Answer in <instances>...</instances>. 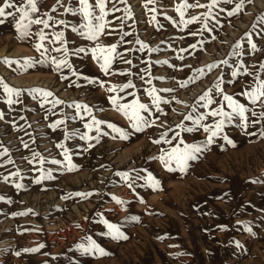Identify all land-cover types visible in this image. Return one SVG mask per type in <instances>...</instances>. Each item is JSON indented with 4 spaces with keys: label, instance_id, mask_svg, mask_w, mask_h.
I'll return each instance as SVG.
<instances>
[{
    "label": "rangeland",
    "instance_id": "rangeland-1",
    "mask_svg": "<svg viewBox=\"0 0 264 264\" xmlns=\"http://www.w3.org/2000/svg\"><path fill=\"white\" fill-rule=\"evenodd\" d=\"M181 2L114 0L118 11L106 17L110 23L105 29L112 34L102 35L98 43H117L123 59L116 56L107 75L91 58L94 42L72 32L71 27L59 25L45 32L51 39L53 31H64L70 53L78 47L89 50L69 55L78 75L68 68L57 71L50 62V56L62 58V53L49 52L41 57L34 47L39 41L37 36L21 40L11 17L0 24V78L21 91L19 97H12L19 102L9 105L8 94L0 86V112L4 113L0 120V152L8 149L0 156V264H264V136L260 135L264 124L249 126L247 133L251 135L240 128L238 121L226 125L224 134L233 144L227 143L223 134L214 138L184 171L175 162L171 165L175 170L169 171L160 160L153 159L162 151H170L181 138L187 144L207 142L208 133L202 128L189 133L177 125L193 127L192 121L185 119L188 114L195 119L222 102L215 87L218 82L225 93L250 110H262L241 93L254 85L253 77L244 74L245 70L264 78V23L258 22L264 16V0H246L243 11L232 16L228 11L234 4L224 0L210 13L208 8H189L184 10V19H200L187 25L176 11ZM198 2L207 5L211 0ZM70 4L75 6V0H38L40 11L35 15L49 13L55 20L79 26V16L65 13ZM113 6L112 2L107 4L108 9ZM39 27L33 25L32 32ZM44 44L49 47L48 40ZM237 44L241 45L239 49ZM234 49L238 54L233 55ZM5 58L47 62L21 71L18 65L3 63ZM224 60L228 63H221ZM198 69L203 71L197 73ZM238 69L239 75L233 77L232 72ZM129 81L135 88L107 91ZM33 89L50 91L53 96L45 103L40 95L31 94ZM153 89V95L161 98L159 110L148 94ZM209 89L217 103L206 108L199 97ZM117 94L122 97L119 103L138 99L148 105L141 115L154 122L152 126L140 132L132 129L127 117L109 99ZM56 100L63 103L54 106ZM75 104L87 105L92 116L105 122L99 125L100 131L95 125L91 131L85 128V124L92 123V116L83 110L77 114ZM62 119L65 124L49 127ZM215 119L209 117L201 123L212 124ZM109 123L128 132L129 139H121L107 126ZM165 132L168 138L175 132H180V137L172 144L153 143ZM67 133H88L93 139L83 140L80 135L66 139ZM60 144L64 148L58 147ZM65 150L75 166L71 170ZM33 153L39 156L34 158ZM40 156L44 157L43 164ZM52 160L61 163L53 164ZM17 171L19 176L11 175ZM48 172L53 178L36 182ZM118 172L145 178L151 173L159 185L153 188L146 179H136L130 189L127 183L132 181L125 182L116 175ZM4 177L9 179L5 181ZM16 184L23 187L17 188ZM46 211L51 213L43 216ZM105 219L118 225L128 238L115 240L104 235ZM48 220L54 222L47 224ZM89 238L107 254H83L78 246H87Z\"/></svg>",
    "mask_w": 264,
    "mask_h": 264
},
{
    "label": "snow or ice",
    "instance_id": "snow-or-ice-1",
    "mask_svg": "<svg viewBox=\"0 0 264 264\" xmlns=\"http://www.w3.org/2000/svg\"><path fill=\"white\" fill-rule=\"evenodd\" d=\"M58 3H61V0H57ZM112 2L113 8L108 9L107 4ZM153 0H147V3H152ZM220 0H211L210 4H200L197 0L196 3H189L188 0H182L181 3H179L176 7V11L179 13L181 22L185 25L193 23L200 19L198 16H192L190 19L185 20V12L184 10L189 8H208L209 13L211 12V9L216 6ZM224 2L229 4H234V7L228 11V15H239L245 5L246 0H224ZM248 3L251 2V0H247ZM38 0H21L19 4L16 3V0H3V3L0 4V24H4L8 17H11L14 21L15 28L17 32L19 33V38L21 40H25L28 37H31L33 35L37 36L39 38V41L34 45L35 50L40 53L41 57H45L49 52H58L62 53V58H57L56 56H50L49 60L52 64L56 66V70L60 71L63 68H68L73 71L74 75H78V73L75 72L74 69H72V65L69 62V55H79L80 53H87L89 50L85 47H78L76 49H73L71 53L69 52V49L67 47V41L65 40V33L64 31H53L51 34V39L49 38V34L45 32V29L48 28H55L56 26L63 25L65 28L71 27V31L74 33H78L81 37H83L85 40H89L94 42V46L90 49L91 51V58L95 60L101 70L105 73V75L109 74V69L111 67L112 61L115 59L116 56H120L121 59H123L122 54L117 52V43H113L111 45H102L101 43H98L100 37L102 35H111V32H105L106 27H108L109 23L106 20V17L115 11H118V9L115 7L114 0H95V2H91V0H75V6H72L70 4L69 7L65 8V13L70 14L72 16H79L82 19V23L79 24V26L76 25H69L68 22H66L63 19L55 20V18L49 14L44 13L42 16L35 15L40 10L37 7ZM147 3L145 4V7H147ZM61 6H63L61 4ZM52 11H56L55 8L52 9ZM205 14L204 23L205 28H207V18L208 14ZM155 19V17H153ZM168 19H171L170 17ZM54 21V23H50ZM174 24L176 21H172ZM258 22L264 23V16L258 18ZM37 25L41 26L39 29L33 33L32 32V26ZM127 35V34H125ZM195 35V33H193ZM246 35H251L250 33ZM122 39V38H121ZM49 41V47H45L44 41ZM59 44V47H54L53 45ZM195 47V45H193ZM241 47L240 44L236 45V49H239ZM253 49L256 48V45H252ZM236 49L233 51V55L238 54L236 52ZM3 63L7 64L9 67H11L13 64L18 65L19 69L21 71H27L28 69L35 66L37 63H45L47 61L45 60H34L32 58H25L22 61L21 60H9L5 58ZM125 63L131 64L130 60H125ZM166 63V62H165ZM221 63L227 64L228 61L224 60ZM243 67V65H241ZM261 69H264V65H261ZM202 69H198L197 73L202 72ZM121 75H129L130 73H120ZM244 74L251 75L254 80V85H249L242 93L241 95L246 97V100L250 102L251 105H259L262 109L260 112H256L255 110H250V108L245 104L241 103L238 99L234 98L233 95H228L224 92L223 88L220 86V83L218 82L215 87L219 94L222 96V102L217 104V107L212 108L207 114L199 115L197 118H193L192 114H188L185 119L192 121L193 127H186L183 124L177 125L178 128L181 129L182 132H194L198 129H203L204 132L208 133L207 136V142L204 145H198V144H187L185 143L184 139H180L179 143L175 146L171 147L170 151H162V154L158 157H153V159H158L162 164H164V167L167 168L169 171H174L175 169L171 166L172 162H175L177 167L184 171V169L188 166V162L190 160L197 159V154L200 153L203 148H206L208 145L212 144L214 142V138L218 136H222V138L227 141L229 144H233V141L224 134V129L226 125L233 124L234 121L239 122L240 128L247 133V129L249 126H254L256 124H264V78L261 77L258 73H249L247 70H245ZM239 75V69L232 72L233 77H237ZM85 79H88L85 77ZM195 79V77L193 78ZM89 83H96L95 80H88ZM0 86L3 87V91L8 94V100L7 103L9 105H12L14 103H18V100H14L12 97L16 96L19 97L21 95V91L19 89H15L10 87L8 84L4 83L3 79L0 78ZM103 86V85H102ZM117 87H119V90L121 92L125 91V89L129 88H135V85L129 81L127 84L121 85V86H112L107 89L109 93H113L117 91ZM165 91H172L171 89H165ZM211 89L208 90V92H205L203 95L199 97V101H205L206 103L203 105V107H209L210 105L217 103L212 96L210 95ZM153 92H155V89H153L152 92H149V96H152V102L157 105V110H159V103L161 102V98L158 95H153ZM34 96L35 94L40 95L44 98V102L47 103L48 97L53 96V93L50 91H46L43 89H33L32 93ZM129 95H134L133 93H129ZM109 99L111 100L112 105L115 107V109L118 112L123 113L125 117L130 122V126L132 129H134L137 132L143 131L144 128L152 126V123L150 122L145 116L141 115V110L147 111L148 105L140 103L138 99L129 102V103H119V100L122 99V97H119L117 94L116 96H110ZM167 103V101H164ZM63 103V101L56 100L53 102V105ZM74 107L77 110V114L80 113L81 110L87 112L89 116H92V110L87 105H81V104H75ZM195 110V109H194ZM249 113H251V117H255V119H251ZM209 117L212 118H218L214 120V123L212 124H203L201 123L204 120H207ZM4 118V113L0 112V120ZM76 117H71V119H75ZM81 119L83 117L81 116ZM66 123V120H57L53 124H50L49 127L55 129L59 127L60 125H63ZM105 123L104 121L96 119L95 116H92V123L91 124H85V128H88L89 131L93 129V125L96 126V130L100 131L99 125ZM109 128H112L115 132L120 134V138L127 140L129 139V133L124 131L121 128L116 127L115 125L109 123L107 125ZM249 135L253 133H247ZM73 135H80V139L83 140H90L93 139V137H90L88 133H67L65 138L69 139ZM104 135H107L105 132ZM261 136H264V128L261 129L260 132ZM180 137V132H175V134L168 138L167 132L163 133L161 135L160 139L154 140L153 143L160 144L162 141L164 143L172 144V141ZM115 138V137H113ZM183 145V147H181ZM92 146V145H90ZM234 146V145H233ZM24 147L27 148L28 144L24 143ZM60 148H64L63 144L58 145ZM8 153L7 148H3L2 152H0V156L6 155ZM65 158L69 161V167L74 168V165H71L70 157L68 156L67 150H65ZM39 156V153H33V157ZM39 162L43 164L45 162L44 157H39ZM8 163H14V161L9 160ZM51 163L53 164H60V160H52ZM13 176H19V171L16 173H12ZM116 175L120 176L125 182L132 181L127 183L128 188H133V183L136 179H146L148 184L152 186L153 188L157 187L159 185V181L156 180L151 173L148 174V176L141 177L137 175L136 177H132L129 172H118ZM51 179L53 178L50 174V172L46 173L44 176H42L40 179H38L36 182L40 183L41 179ZM5 181H7L9 178L4 177ZM17 188L23 187L21 184L15 185ZM77 196H84L86 197L88 194L85 193H76ZM3 197H0V200H2ZM118 203H123V201L117 199ZM26 213H20L19 215H25ZM132 220H137V217H132ZM104 225L107 228V232L104 233V235L111 237L115 240L120 239H127L128 237L124 235L123 232H121L120 227L116 224L110 223L108 220L102 221ZM248 231H251L249 228ZM237 246H240L237 242ZM42 247V245H41ZM80 251L83 254H93L95 252H99L101 255H106L107 253L104 251V249L97 244L94 240H91L89 238V243L87 246L81 244L78 246ZM35 251V250H33ZM19 255V253H17Z\"/></svg>",
    "mask_w": 264,
    "mask_h": 264
},
{
    "label": "bare ground",
    "instance_id": "bare-ground-1",
    "mask_svg": "<svg viewBox=\"0 0 264 264\" xmlns=\"http://www.w3.org/2000/svg\"><path fill=\"white\" fill-rule=\"evenodd\" d=\"M19 80V79H18ZM84 181V180H83ZM83 190V189H82ZM49 213H51V211H46V212H44L42 215L43 216H45V215H47V214H49ZM52 222H54L53 220H48L46 223L47 224H51ZM47 230H55V229H51V227L49 228V227H47Z\"/></svg>",
    "mask_w": 264,
    "mask_h": 264
}]
</instances>
